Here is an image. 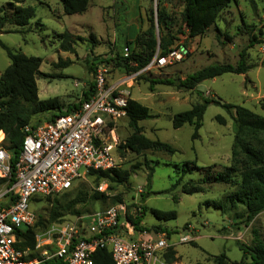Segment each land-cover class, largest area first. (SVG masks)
<instances>
[{"label": "rangeland", "instance_id": "374dc122", "mask_svg": "<svg viewBox=\"0 0 264 264\" xmlns=\"http://www.w3.org/2000/svg\"><path fill=\"white\" fill-rule=\"evenodd\" d=\"M132 1L115 0L114 4L112 0H90L86 13L65 16L59 0H22L21 6L34 8L35 17L27 27L20 29L6 25L0 31V77L10 64L6 51L2 48L4 46L12 53L41 59L39 71L43 76L36 80L40 101L56 98L61 111L78 105L82 100V93L87 91L92 82L93 74L89 73L87 58H94L95 70L101 64L113 67L123 65L125 57L121 55L123 52L119 47L122 46L123 25L136 13L129 6ZM141 2V7L146 6L144 8L147 15L151 12L154 14L158 8H164L170 14L174 20L171 34L175 41L172 47H182L186 51L185 58L180 63L144 75L131 92V101L146 107L151 116L138 124L142 134L152 141L170 144L176 152L173 155L154 151H146L140 155L127 152L125 158L120 157L119 160L120 169L130 174L124 185L89 178L75 183L67 195H58L50 198V201L44 198L33 200L30 210L34 216L47 220L53 206L52 200L57 199L60 204H64L77 192L82 197L89 198L85 204L76 206L77 214H65L39 229L36 234H43L52 223L73 222L76 218L97 210L124 204L130 216L138 215L137 208L144 210L140 226L149 230L150 235L156 229L159 232L161 229L169 233L171 243H176L179 235L188 230L191 232L193 240L174 247L176 257L170 264H213V257L220 254H224L230 261H240L242 252L236 242L251 246L254 236L264 242V212L247 226L240 224L235 227L232 213L220 212L203 205L207 201L224 198L235 187L214 183L203 185L204 193L185 195L181 193V186L186 183L195 185L202 176L197 172L184 177L178 174L184 162L210 167L213 173L230 168L233 121L224 108L210 104L203 115L198 136L193 140V126L186 124L174 129L171 120L176 114L201 104L202 99L220 100L223 104L241 106L264 117V0H236V3L228 5L218 14L213 26L196 38L187 37L184 31L180 17L182 0ZM5 5L6 1L0 0V8H4L3 14L9 9ZM113 23L117 34L116 46L110 42ZM64 32L73 36L75 54L60 51L56 36ZM90 46L96 47L93 53L90 52ZM108 46H112L110 52L113 57L106 55ZM241 54L248 67L245 74H225L204 81L193 90H185L180 86V82L188 75L206 66H236ZM59 60H69L72 64L66 68H58L56 64ZM52 114L57 115V111L35 115L30 123L44 124ZM217 117L223 122L217 120ZM118 127L121 141L131 135L126 120L119 122ZM239 138L242 142L251 144L260 162L264 164V130L244 127ZM144 162L153 169L148 187V169ZM252 167L255 164L243 158L238 165L241 171ZM234 176L239 180L237 174ZM103 183L107 187L104 192H100L97 188ZM1 189L3 184L0 185ZM98 193L103 198L93 200L92 197ZM151 210L175 212L176 218L167 222L158 221Z\"/></svg>", "mask_w": 264, "mask_h": 264}, {"label": "trees", "instance_id": "16d2710c", "mask_svg": "<svg viewBox=\"0 0 264 264\" xmlns=\"http://www.w3.org/2000/svg\"><path fill=\"white\" fill-rule=\"evenodd\" d=\"M5 1V6L9 9L6 14H3L4 8H0V31L6 25L22 29L27 27L30 21L34 19V8L31 6H21L22 0ZM89 2L90 0H59L63 15L65 16L83 14L87 10ZM233 3H236V0H182L183 9L180 17L187 37H201L215 24L218 14L225 7ZM147 22L148 27L140 31L134 40L133 51L127 58H124V66L120 65L126 72H134L144 68L156 52H158L159 56H163L173 46L175 38L171 34V28L174 26V20L164 8H158L154 14L153 12L150 15L148 14ZM56 38L59 42L60 51L75 54L73 36L69 32L58 34ZM2 48L6 51L10 64L0 77V131L5 135L7 149L12 155V164L14 165L18 159L24 138L22 130L25 126L31 124L32 118L38 114L51 113L52 111H57V114H61L63 111H61V106L56 98L47 101H40L38 98L36 80H38L39 76H43L39 71L42 63L41 59L27 57L21 53H12L4 46ZM94 61V58H91V60L87 58L86 63L91 74L95 71ZM129 63H134L136 66L131 67ZM71 64L72 62L69 60L64 62H60L59 60L56 67L66 68ZM247 68L244 55L241 54L236 66L219 64L206 66L188 75L180 82V86L185 90H193L202 82L213 80L225 74L243 75L247 72ZM92 90L93 83L91 82L87 91L82 93V100L88 99ZM80 102L76 106H69L65 112H69L78 107ZM210 104L224 108L233 121L234 138L231 146L232 166L230 168H224L220 173H213L210 167H199L194 162H184L178 172L180 177L197 172L202 178L195 185H190V183L182 185L181 193L185 195L204 193L203 185L209 186L214 183L231 185L235 187L234 191L226 194L220 200L207 201L203 205L206 208H212L220 212L232 213L233 225L235 227L240 224L247 226L255 217L264 212V164L260 162L251 144L240 140L239 134L244 127L253 130H264V117L241 106L223 104L220 100L202 99L201 104L195 105L190 110L173 116L171 120L173 128L179 129L183 125H191L193 126L192 139H196L198 131L202 127L203 115ZM54 116L56 114H52L48 122ZM150 117L149 110L146 107H143L137 102L129 101L126 121L132 133L121 141L118 148L122 157H125L127 152L135 155H140L146 151H154L167 155H173L176 152L170 144L152 141L142 134V129L138 124L150 119ZM217 120L223 122L220 117H217ZM242 158L255 164V167L246 168L241 171L238 165ZM144 166L148 169L146 184V187H148L153 169L148 166L147 162H144ZM234 174L239 176V180H236ZM129 175L128 171L121 170L120 168L103 172H89L90 178H95L98 181H107V183L110 182L119 186L124 185L128 181ZM4 182V180H0V185ZM174 186L175 184L172 188ZM66 193L62 195H67ZM101 197L103 198V195L98 193L92 199H99ZM37 199H34V201H37ZM44 199L50 201V197ZM88 199L82 197L80 192H77L71 200L64 204H60L57 199L52 200L53 206L47 220L39 216L32 228L21 231L18 235V238L21 239L19 246L22 249L33 250L35 246V235L39 229H43L47 224L57 221L65 214H77L78 212L75 210L76 206L85 204ZM151 213L158 221L167 222L176 218L175 212L166 213L151 210ZM143 214L144 210L142 209V215L140 217H133L128 214V219L137 231L150 233L149 230L140 226ZM160 232L166 231L160 229ZM160 232L156 229L153 233ZM166 233L169 235L168 232ZM236 245L242 252V259L240 261H230L224 254H220L213 257V264H264V242L258 236H254L251 246H246L239 242H236ZM34 256L35 254H31L29 258H33ZM175 257V251L172 249L168 250L166 261L170 263L174 261ZM93 260L95 264H113L110 255L104 250L97 251L93 256Z\"/></svg>", "mask_w": 264, "mask_h": 264}, {"label": "built area", "instance_id": "2783aa9c", "mask_svg": "<svg viewBox=\"0 0 264 264\" xmlns=\"http://www.w3.org/2000/svg\"><path fill=\"white\" fill-rule=\"evenodd\" d=\"M129 55L125 50L122 56ZM185 55L184 48L171 47L163 56L156 52L144 68L134 72L99 65L92 75L93 90L88 99L49 122L23 128L14 165L0 131V180L5 181L0 190V264H95L93 256L99 250L108 252L113 264H170L166 261L168 250L193 240L189 230L179 235L176 243H171L166 232L150 235L137 231L124 204L73 222L52 223L43 234L35 235L33 250L22 249L18 238L21 231L36 223L30 210L34 199L64 194L78 181H87L90 171L120 168L117 158L125 157L118 150V124L127 118L133 88L144 75L178 64ZM106 187L103 183L97 190L104 192ZM137 211L135 216L140 217L142 211ZM35 253L38 256L29 258Z\"/></svg>", "mask_w": 264, "mask_h": 264}, {"label": "crops", "instance_id": "0c3cea01", "mask_svg": "<svg viewBox=\"0 0 264 264\" xmlns=\"http://www.w3.org/2000/svg\"><path fill=\"white\" fill-rule=\"evenodd\" d=\"M134 1V2H133ZM131 3H129L130 7L132 6L133 9L136 10V13L127 19V21H125L124 25H123V29H122V46L121 48L119 47V49L121 50V52L124 53V51L126 50L129 54L133 51L134 49V40L136 38V36L139 34L140 31L145 30L148 27V22H147V13H146V7L145 5H143L144 7H141V4H143L141 2V0H133ZM112 3L115 4V0ZM90 7V2L88 5V8ZM87 8V10H88ZM86 10V11H87ZM115 10V9H114ZM86 11L84 13H86ZM129 12V10H127ZM127 12V13H128ZM60 14V13H59ZM63 14V12H62ZM116 14L113 11V19H115ZM145 21V23H144ZM116 41H117V34H116V29H115V24H112V35H111V44L113 46H116ZM109 42V40H108ZM96 47H91L90 46V52L93 53L94 49ZM112 46L109 47L108 46V51L106 53V55L113 57V53H111ZM123 55V54H121Z\"/></svg>", "mask_w": 264, "mask_h": 264}, {"label": "bare ground", "instance_id": "6f19581e", "mask_svg": "<svg viewBox=\"0 0 264 264\" xmlns=\"http://www.w3.org/2000/svg\"><path fill=\"white\" fill-rule=\"evenodd\" d=\"M112 137H113V139H114L115 142H118V139L116 137V134L113 133L112 134ZM119 160H120V157L117 158V161H119Z\"/></svg>", "mask_w": 264, "mask_h": 264}]
</instances>
